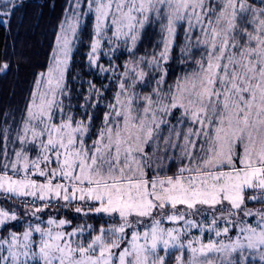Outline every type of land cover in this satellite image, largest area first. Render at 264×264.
Here are the masks:
<instances>
[{
    "label": "snow or ice",
    "instance_id": "6c2138e0",
    "mask_svg": "<svg viewBox=\"0 0 264 264\" xmlns=\"http://www.w3.org/2000/svg\"><path fill=\"white\" fill-rule=\"evenodd\" d=\"M20 6L0 0V26ZM85 20L108 84L77 117ZM18 111L0 110V264H264V0H69Z\"/></svg>",
    "mask_w": 264,
    "mask_h": 264
},
{
    "label": "trees",
    "instance_id": "16d2710c",
    "mask_svg": "<svg viewBox=\"0 0 264 264\" xmlns=\"http://www.w3.org/2000/svg\"><path fill=\"white\" fill-rule=\"evenodd\" d=\"M17 4L21 6L11 17L10 23L0 26V66L5 62L9 64L6 71L0 72V110L6 111L15 106L23 109L36 77L46 71L55 43V33L65 17L69 0H20ZM90 30L91 24L85 20L79 30L81 34L75 43L66 75L68 86L72 89V103L76 105L77 117L79 105L88 89L87 82L92 81L97 88L108 84V80L96 69L88 67ZM174 79L175 76L170 77L169 82ZM107 95L111 96V92ZM98 114L101 117L103 115L102 112ZM0 206H9L2 195Z\"/></svg>",
    "mask_w": 264,
    "mask_h": 264
},
{
    "label": "rangeland",
    "instance_id": "374dc122",
    "mask_svg": "<svg viewBox=\"0 0 264 264\" xmlns=\"http://www.w3.org/2000/svg\"><path fill=\"white\" fill-rule=\"evenodd\" d=\"M19 1L20 0H16V2H19ZM68 7H69V4H68ZM74 47H75V45H74ZM73 50H74V48H73ZM126 59H127V56L126 57L120 56L118 63L123 64L124 60H126ZM101 63H103V64H105V66H107V59L106 58L102 59ZM15 109H20V111L16 112V116H17V119H18L19 116L21 115V112L23 111V109H21L20 106H15V107H13L12 109H10L8 111L11 112V111H13ZM22 210L23 209L21 208V211ZM79 222H80L79 219H74V223H79ZM22 229H23V225H21L18 230H22Z\"/></svg>",
    "mask_w": 264,
    "mask_h": 264
}]
</instances>
